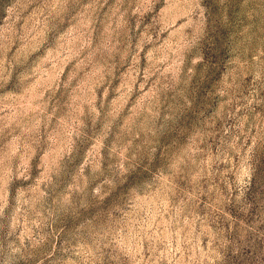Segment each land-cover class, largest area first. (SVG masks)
<instances>
[{
  "label": "rangeland",
  "instance_id": "374dc122",
  "mask_svg": "<svg viewBox=\"0 0 264 264\" xmlns=\"http://www.w3.org/2000/svg\"><path fill=\"white\" fill-rule=\"evenodd\" d=\"M0 264H264V0H0Z\"/></svg>",
  "mask_w": 264,
  "mask_h": 264
}]
</instances>
